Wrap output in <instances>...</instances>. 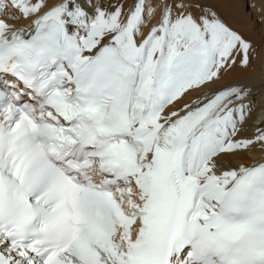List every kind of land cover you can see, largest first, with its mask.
Wrapping results in <instances>:
<instances>
[{
    "label": "snow or ice",
    "instance_id": "1",
    "mask_svg": "<svg viewBox=\"0 0 264 264\" xmlns=\"http://www.w3.org/2000/svg\"><path fill=\"white\" fill-rule=\"evenodd\" d=\"M235 2L0 0V264H264Z\"/></svg>",
    "mask_w": 264,
    "mask_h": 264
},
{
    "label": "bare ground",
    "instance_id": "2",
    "mask_svg": "<svg viewBox=\"0 0 264 264\" xmlns=\"http://www.w3.org/2000/svg\"><path fill=\"white\" fill-rule=\"evenodd\" d=\"M254 3L261 11H257L256 8L251 7L250 13H244L245 4ZM218 10L230 26L242 32L247 38L251 39L259 50L264 45V20L261 19L264 16V0H236V2L229 6L217 5ZM255 71H250L245 74L240 70H235L223 77L217 85L213 87H221L224 85L235 83H251L258 85L261 78L264 77V72L261 71V60L255 61ZM260 95H257L256 100L260 103ZM258 109L256 108L252 114V119L249 121V126L253 122H258ZM255 113V114H254ZM250 134V131L249 133ZM256 158H259V153L256 154Z\"/></svg>",
    "mask_w": 264,
    "mask_h": 264
},
{
    "label": "rangeland",
    "instance_id": "3",
    "mask_svg": "<svg viewBox=\"0 0 264 264\" xmlns=\"http://www.w3.org/2000/svg\"><path fill=\"white\" fill-rule=\"evenodd\" d=\"M251 7H245L244 13L248 14L250 13ZM256 108L258 109V121L260 120L261 116H264V110H262L261 108V97H260V103L258 104V100H256ZM255 114V113H254ZM257 123V122H253L252 124Z\"/></svg>",
    "mask_w": 264,
    "mask_h": 264
}]
</instances>
